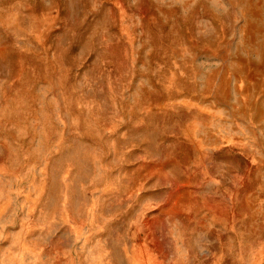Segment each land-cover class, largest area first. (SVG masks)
Wrapping results in <instances>:
<instances>
[{
  "label": "rangeland",
  "instance_id": "obj_1",
  "mask_svg": "<svg viewBox=\"0 0 264 264\" xmlns=\"http://www.w3.org/2000/svg\"><path fill=\"white\" fill-rule=\"evenodd\" d=\"M0 264H264V0H0Z\"/></svg>",
  "mask_w": 264,
  "mask_h": 264
}]
</instances>
